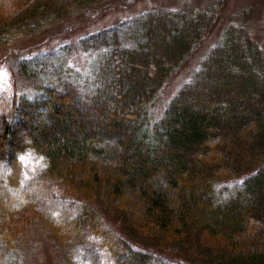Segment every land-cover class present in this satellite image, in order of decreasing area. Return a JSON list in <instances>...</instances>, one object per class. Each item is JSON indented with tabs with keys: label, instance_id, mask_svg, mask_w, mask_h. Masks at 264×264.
<instances>
[{
	"label": "trees",
	"instance_id": "16d2710c",
	"mask_svg": "<svg viewBox=\"0 0 264 264\" xmlns=\"http://www.w3.org/2000/svg\"><path fill=\"white\" fill-rule=\"evenodd\" d=\"M5 1L0 259L20 245L25 212L36 213L22 164L30 152L80 200L69 234L98 238L100 226L114 264H264V54L243 23L226 25L159 102L224 0L150 5L42 50L16 45L86 26L120 0H8V11ZM97 202L118 210L112 228Z\"/></svg>",
	"mask_w": 264,
	"mask_h": 264
},
{
	"label": "rangeland",
	"instance_id": "374dc122",
	"mask_svg": "<svg viewBox=\"0 0 264 264\" xmlns=\"http://www.w3.org/2000/svg\"><path fill=\"white\" fill-rule=\"evenodd\" d=\"M182 1L184 0H120L116 6L113 5L114 7L106 6L92 12L94 21L86 26L72 28L69 23H65L40 38L20 40L16 47L42 50L65 42H75L86 33L114 24L147 9L150 5L175 8L179 7ZM10 6L8 0L5 1L6 11ZM231 22L243 23L264 54V0H224L216 25L188 63L168 81L163 89L160 103H164L176 91L180 83L191 75L204 51L217 41L222 29ZM2 50L4 48H0V51ZM8 87L7 74L3 66H0V90ZM22 164L24 177L32 183L30 190H33L34 199L30 207L37 209L34 210L35 215L27 210L24 219L18 222L22 232L21 240L24 241L20 240L17 250L7 252L5 258L0 259V264H114V260L108 254L107 246L115 245L110 244L107 237L104 238L100 226L97 228L98 234H101L98 238L84 234H69L70 226L66 224V218L72 214L76 206H79L80 200L65 185L47 174L44 160L29 152L22 156ZM240 180L241 178L225 180L222 184L230 186ZM6 191L10 192V190ZM103 205L104 203H98L101 212V208L104 209L106 206L103 210V220L99 219V222L103 226L106 224L111 227L116 220L118 210L110 205ZM56 222L58 226L52 228V224ZM54 230H57V234ZM116 236L119 240L118 235ZM101 237H103L102 243Z\"/></svg>",
	"mask_w": 264,
	"mask_h": 264
}]
</instances>
